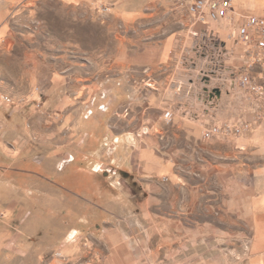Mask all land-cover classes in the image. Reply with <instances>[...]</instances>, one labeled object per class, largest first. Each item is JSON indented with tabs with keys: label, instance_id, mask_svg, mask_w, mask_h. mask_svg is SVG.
I'll use <instances>...</instances> for the list:
<instances>
[{
	"label": "crops",
	"instance_id": "crops-1",
	"mask_svg": "<svg viewBox=\"0 0 264 264\" xmlns=\"http://www.w3.org/2000/svg\"><path fill=\"white\" fill-rule=\"evenodd\" d=\"M35 1L0 0V60L33 59L32 54L22 55L14 48L19 45L20 28L30 27L20 20H24L25 13L32 14ZM66 1L78 7L118 4L113 13L128 26L132 12L142 13L136 22L149 16L144 9V0L132 8L126 6L127 0ZM153 1L152 7L156 10L158 3ZM170 6L180 11L174 4ZM263 13L264 0H232L231 23L192 24L188 16L181 19L173 15L164 56L173 50L178 57L192 42L191 36L202 34L203 30L210 33L205 35H210L211 41L219 42V34L228 31L220 25L226 27L232 22L237 23L233 30L236 37L238 26L248 16ZM146 50L145 46L141 49L144 53ZM261 57L264 59V54ZM19 69L12 70L0 63V76H26L29 79L25 82L30 81L29 86H32L34 76L43 74L41 68L32 65ZM176 73L181 76L183 69L177 66ZM67 74L57 73L51 86H45L44 93H52L46 107L57 106L56 123L63 128L58 130L60 138L56 149L51 148L50 134H46L48 142L43 149V170L53 167L51 170L57 171L59 186L67 192L74 189L75 196L88 193L91 202L99 200L101 188L105 190L106 205L114 202L125 205L131 199L136 200L137 218L143 223L152 220L154 228L152 231H145L146 226L139 231L117 227H105L103 231H67L64 235L70 244L64 245L62 251L71 259L63 264H264V121L251 117L250 131L233 139L217 137L205 141L202 127L198 126L200 117H184L171 112L172 122L167 125V119L153 114L152 110L167 108L170 101L164 102L156 93H151L148 103L142 102L141 124L130 130L128 122L122 126L117 122L109 124L111 118L107 117L119 100L110 98L107 101L110 108L100 110L98 102L92 103L94 85L79 83L72 87L68 84ZM127 89L123 87V91ZM71 90L74 100L69 95ZM178 92L180 87L174 99L176 104L181 102ZM205 97L208 103L215 100L210 93ZM217 101L223 104L224 95L220 94ZM145 104H148L147 110ZM1 108L0 125L12 124L7 108ZM38 116L34 111L25 119L21 117L28 133L29 123L33 126ZM47 119L41 120L42 124L54 122L55 117ZM219 121L220 116L205 113V128ZM66 124L68 126L64 127ZM173 125L175 137L171 139L167 129ZM103 139L106 147L100 144ZM24 151L23 148L19 155ZM0 154H7V151L0 148ZM33 165L32 162L28 164L29 167L36 166ZM103 171L111 177L105 184L99 181ZM117 173L123 180L116 179ZM115 188L121 189L117 193L121 199H114L112 191ZM129 192L136 197L133 195L130 199ZM107 213L110 212L106 210ZM95 214L98 211L93 217ZM93 217L90 215L89 220ZM212 243L217 244V248L212 249ZM195 251L199 253L196 258ZM227 251L235 258H229L225 254ZM214 255L217 257L213 258Z\"/></svg>",
	"mask_w": 264,
	"mask_h": 264
},
{
	"label": "rangeland",
	"instance_id": "rangeland-1",
	"mask_svg": "<svg viewBox=\"0 0 264 264\" xmlns=\"http://www.w3.org/2000/svg\"><path fill=\"white\" fill-rule=\"evenodd\" d=\"M141 1L127 0L126 6L135 7ZM153 3V0H144L149 16L136 22L142 13L132 12L130 26L115 17L113 9L118 4L78 7L66 0H36L32 14L25 13L24 20H20L30 27L20 28L19 45L14 49L22 55L32 54L33 59L0 60V63L17 71L32 65L41 68L43 74L34 76L32 86H29L30 81L25 82L29 79L26 76H0V109L5 106L12 119V124L0 125V148L7 151L0 154V264H63L65 262L57 259L56 254L62 253L66 262L71 259L62 250L64 245L70 244L64 234L74 229L103 231L105 227H117L139 231L146 226L145 231H152L154 228L152 220L143 223L137 218V203L131 199L134 193L129 192L131 202L125 205L116 202L106 205L105 190L101 188L99 200L91 202L88 193L75 196L74 189L67 192L59 186L57 171L51 170L53 167L43 170L46 134H50L51 148H57L60 138V126L56 123L58 108L56 105L46 107L52 93H44L53 78L57 79V73H68V84L72 87L79 83L94 85L92 103L98 102L100 110L110 108L107 104L110 98L119 100L120 103L114 105L116 108L108 112L109 124L117 122L122 126L128 122L130 130L141 124L142 102L148 103L151 93H156L164 102L170 101L169 107L153 109V114L164 118L168 112L184 117L195 115L200 117L198 126L202 127V133L205 113L220 116V124L250 122L251 117L264 121V95L251 93L240 82L248 76L264 89V59L261 57L264 53L261 55L251 41H237L233 36L237 23L220 25L228 31L219 34V42L211 41L210 35L191 36L192 42L178 57L173 50L165 57L164 45L170 36L173 15L181 19H187V15L184 9L178 7L180 11H176L170 6L175 3L173 0H156V10ZM106 8L109 11H105ZM144 46L145 53L141 51ZM177 66L183 69L181 76H177ZM124 86L128 89L123 91ZM179 87L181 102L176 104L174 99ZM209 93L215 99L213 103H208L205 97ZM220 94L225 98L223 104L217 101ZM69 95L74 100V91ZM3 97H8L11 103L4 102ZM145 105L147 110L148 104ZM34 111L39 116L33 126L29 123L28 133L23 118ZM51 117H55L54 122L42 124L41 120ZM174 127L167 129L171 139L175 137ZM178 143L181 145V140ZM100 144L106 147L104 139ZM23 148L25 151L20 156ZM31 162L36 166L29 167ZM110 178L104 171L100 172L99 181L103 184ZM116 179L123 180L122 175L117 173ZM119 190L112 191L115 200L122 198L117 194ZM150 208L153 214L152 206ZM106 210L110 212L107 215ZM96 211L98 214L93 217ZM90 215L93 218L89 220ZM212 244L211 248H217V244ZM225 254L235 258L232 252ZM194 256L199 253L195 251Z\"/></svg>",
	"mask_w": 264,
	"mask_h": 264
},
{
	"label": "built area",
	"instance_id": "built-area-1",
	"mask_svg": "<svg viewBox=\"0 0 264 264\" xmlns=\"http://www.w3.org/2000/svg\"><path fill=\"white\" fill-rule=\"evenodd\" d=\"M174 4L184 9L186 15L190 17L192 24L205 25L210 22L232 21L231 6L232 0H173ZM105 11H109L106 8ZM208 32L203 30L202 35ZM210 34V33H208ZM236 39L239 43L251 41L257 51L264 53V16L250 15L238 26ZM241 85L253 94L264 95V89L255 84L251 78L245 76L241 79ZM4 102H10L8 97H3ZM172 114L167 113V121H171ZM252 128L251 122L239 121L238 123L213 124L205 128L203 139L212 141L217 137L233 139ZM57 259L66 262V257L62 253H57Z\"/></svg>",
	"mask_w": 264,
	"mask_h": 264
}]
</instances>
